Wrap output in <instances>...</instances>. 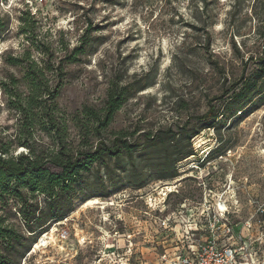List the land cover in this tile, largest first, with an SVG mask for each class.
Returning a JSON list of instances; mask_svg holds the SVG:
<instances>
[{
  "label": "rangeland",
  "instance_id": "rangeland-1",
  "mask_svg": "<svg viewBox=\"0 0 264 264\" xmlns=\"http://www.w3.org/2000/svg\"><path fill=\"white\" fill-rule=\"evenodd\" d=\"M0 30V132L19 129L3 85L14 77L27 93L26 68L13 63L30 57L51 70L50 85L61 83L56 103L76 146L77 118L104 108L113 85L125 88L108 131L136 134L141 147L134 159L146 178L141 189L129 182L135 168L125 151L92 165L74 211L45 226L37 250L24 254L17 245L10 252L0 241L15 264H155L163 253L185 252L177 239L189 227L181 216L197 223L206 201L215 215L226 203L225 219L235 230L222 244L239 246L244 237L252 257L245 264H264V93L240 110L225 104L228 89L254 74L264 57V0H0ZM211 106L220 109L216 126L191 139L193 155L178 163L179 176L156 180L143 154L146 135L179 132L189 120L200 128L194 118ZM184 137L178 136L187 149ZM50 142L39 131L32 144ZM11 150L28 151L16 143ZM92 198L101 202L79 210ZM38 202L47 209L44 196ZM14 205L0 204V216L29 244L35 237Z\"/></svg>",
  "mask_w": 264,
  "mask_h": 264
},
{
  "label": "trees",
  "instance_id": "trees-1",
  "mask_svg": "<svg viewBox=\"0 0 264 264\" xmlns=\"http://www.w3.org/2000/svg\"><path fill=\"white\" fill-rule=\"evenodd\" d=\"M27 14L31 15L29 11ZM2 33L0 30V36ZM13 64L24 65L26 68L27 93L18 88V81L14 77L3 85L5 90L8 89L9 108L19 116V129L14 135L0 132V204L2 208L14 202V208L19 205L18 213L22 216L26 229H29L27 233L35 238L29 244L25 243V237L21 235L23 233L15 232L12 226L6 225V219L0 216V241L4 245L8 244L10 252L16 251L17 245H21L24 247V254H27L37 243V237L46 229L45 226L62 221L74 211L78 188L92 165L106 162L110 158L118 159L125 151L130 155L135 168L129 176V182L141 189L145 186L146 178L142 174L145 168L136 166L134 159V152L141 147L135 138L136 134L125 130L108 131L116 113L122 109L127 99L125 88L113 85L108 91L104 108H87L82 117L75 119L80 129L79 144L76 146L71 140L66 118L59 114L56 103L61 83L50 85L46 70H51L30 57L16 58ZM56 72L58 79H61V67ZM263 93L264 57L259 61L254 74L249 77H244L243 74L240 81L228 89L225 104L232 110H240L247 101ZM219 112V108L211 106L206 114L195 117L194 120L202 126L200 128L191 127L192 121L189 120L179 132L168 129L159 131L156 136L153 133L146 135L142 145L143 154L148 158V166L156 170V180L173 181L179 176L178 163L193 155L191 139L204 129L214 128ZM39 131L44 132L47 139L51 140L49 144L42 146L41 143L39 147L33 145ZM182 133L188 142L187 149L181 146L183 139L178 138ZM37 140L44 142L42 135ZM15 143L17 149L23 147L28 151L15 156L11 150ZM138 168L141 169L140 172ZM42 196L48 203L46 210L41 209L38 202ZM0 264L15 263L10 255L6 256L0 250Z\"/></svg>",
  "mask_w": 264,
  "mask_h": 264
},
{
  "label": "built area",
  "instance_id": "built-area-1",
  "mask_svg": "<svg viewBox=\"0 0 264 264\" xmlns=\"http://www.w3.org/2000/svg\"><path fill=\"white\" fill-rule=\"evenodd\" d=\"M225 204L222 203L224 209L219 204L215 215L209 206L210 202L206 201L202 206L204 210L200 212V217L195 224L192 222L193 215L188 217L183 214L181 221L189 229L180 233V238L178 237L177 240L184 244L185 252L163 253L155 264H245L248 258L252 259L248 248L244 246V237L238 236L241 240L239 246L222 244L223 239L230 236L232 239L235 230L225 219L228 213ZM181 207L186 208L185 205ZM183 208L181 210H185Z\"/></svg>",
  "mask_w": 264,
  "mask_h": 264
},
{
  "label": "bare ground",
  "instance_id": "bare-ground-1",
  "mask_svg": "<svg viewBox=\"0 0 264 264\" xmlns=\"http://www.w3.org/2000/svg\"><path fill=\"white\" fill-rule=\"evenodd\" d=\"M100 202H101V200H100L99 198H92V199H90V200L84 202L79 210H83V209H85V208H87V207H89V206L98 205ZM102 204H103V203H102ZM222 208H223V207H222ZM223 209H224V208H223ZM55 231H56V229L54 228V229H53V232H55ZM42 241H43V240H42ZM38 248H39V244H36V246H35V248H34V251L37 250ZM33 253H34V252H33ZM33 253H32V254H33ZM32 254H31V255H32Z\"/></svg>",
  "mask_w": 264,
  "mask_h": 264
}]
</instances>
